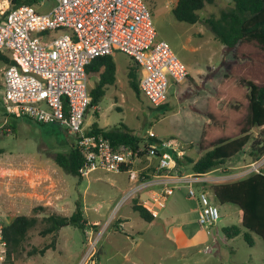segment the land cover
Listing matches in <instances>:
<instances>
[{"label": "built area", "instance_id": "1", "mask_svg": "<svg viewBox=\"0 0 264 264\" xmlns=\"http://www.w3.org/2000/svg\"><path fill=\"white\" fill-rule=\"evenodd\" d=\"M45 1L38 7L22 5L11 11L0 8V51L9 54L14 62L6 67L3 76L2 102L7 114L40 124H57L72 135L84 159L79 169L83 179L97 171L120 173L140 154L157 158L159 171L172 170L175 160L168 151H177L176 145L158 140L152 130L134 152L126 145L114 147L84 126L92 103L87 67L100 57L118 52L130 57L141 72V93L154 108L167 103L171 85L183 84L189 78L187 67L158 38L147 2L49 0L52 8L40 12L38 8ZM0 130L7 135L13 133L10 126H1ZM263 168L264 156L246 169L253 173ZM204 175H183L175 182L189 185V196L197 198L200 205L199 226L210 235L221 213L206 190L198 191L193 186L202 182ZM137 190L131 189L123 200ZM172 193V188L164 191L165 195ZM109 224L110 220L98 233L86 231L88 247L79 264H98V245ZM1 230L0 227V264H5L7 249Z\"/></svg>", "mask_w": 264, "mask_h": 264}, {"label": "rangeland", "instance_id": "2", "mask_svg": "<svg viewBox=\"0 0 264 264\" xmlns=\"http://www.w3.org/2000/svg\"><path fill=\"white\" fill-rule=\"evenodd\" d=\"M146 2L153 13L158 38L169 45L175 56L187 67L190 76L185 83L170 86L168 106L165 111L156 109L144 94L137 95L132 90L129 85L128 69L135 63L127 55L118 52L114 56L118 70L117 84L109 87L96 106L89 107L84 126L85 129H90L96 123L99 127L109 130L125 124L141 138H145L152 130L158 140L172 141L178 149L195 157L199 154L198 143L201 130L203 126L210 123L206 113L209 99L214 97L225 75L234 66V54L204 23L191 25L177 21L172 13L177 0H146ZM52 6L53 3L46 0L45 5L38 10L48 12ZM232 6H234L233 0H214L213 3L206 5L200 15L202 18L219 16L222 10ZM1 7L9 8L10 0H0ZM6 67V64L0 62V127L4 128L13 123L11 119L8 124H4L2 84ZM98 78L95 74L90 76L92 89L96 87ZM257 134V130H254L253 135ZM73 141L71 136L54 124L42 125L28 119L19 120L15 133L11 135L3 134L0 130L1 164L9 169L27 171L29 178L36 183L37 187L42 188L37 189L39 195L41 191H44V197H40L35 205H29L28 210H22L20 213L7 212L5 215L0 212L1 228L18 215L36 216L34 209L39 207L38 205H50L49 201L53 205L51 196L58 186L67 193L71 189L72 198L81 202L85 220L99 219V215L104 213V211L95 212L100 202L96 197L110 194L112 188L104 182L94 181L93 178L102 175L107 179L112 174L97 171L89 179L81 180L64 172L55 162V155L68 152ZM235 173L224 180L236 182L249 176L246 174L249 173L248 170L245 171V169ZM84 195L90 206L89 209L82 204ZM214 203L218 205L217 202ZM46 209L49 211L36 216L39 224L29 233L22 256L10 261L6 251L5 264H79L88 247L86 231L89 227L83 230L80 227L68 225L62 227L58 235L41 236L40 231L44 227L41 220L44 215L58 213L70 216L74 210V202L67 201L63 209L59 208L58 212L51 210L48 206ZM238 218L237 214L228 215L232 226L240 225ZM108 219L109 217L104 220ZM219 227H215L212 230L213 233L208 235L211 241L206 246L194 249L186 256L178 254L175 258H166L162 264H264V242L258 235L245 229L253 243L251 245L245 239L246 233L228 240ZM100 245L101 240L98 249ZM47 247L50 248L44 256L39 253L30 254L34 249L39 251ZM156 260L159 259L156 258Z\"/></svg>", "mask_w": 264, "mask_h": 264}, {"label": "trees", "instance_id": "3", "mask_svg": "<svg viewBox=\"0 0 264 264\" xmlns=\"http://www.w3.org/2000/svg\"><path fill=\"white\" fill-rule=\"evenodd\" d=\"M41 1L10 0V7L7 9L11 11L22 5L38 7ZM213 2L214 0H177L172 10L179 22L191 25L204 23L234 54V66L225 75L214 97L209 99L206 113L210 123L204 126L198 143L201 157L195 161L189 156H178L176 152L170 151L178 170L182 171L184 167L192 165L191 171L194 174L215 171L241 157H244V163L249 165L264 156V0H233L234 6L222 10L219 16L202 18L200 12L207 4ZM0 62L7 66L14 63L10 55L2 51ZM87 73L88 76L99 75L96 87L90 91L91 106H96L105 96L107 88L116 83L117 66L113 56L94 60L87 67ZM139 76L140 69L135 64L129 69L128 78L130 87L137 95L141 94ZM167 106L166 103L156 109L165 111ZM4 118L9 122L13 120L10 124L13 133L17 128V120L28 119L9 116L6 111ZM254 130L258 132L256 136L253 135ZM89 133L102 135L114 147L129 146L134 152L140 149L145 140L144 137L134 134L125 124L105 130L95 123ZM70 145L68 152L55 155V162L67 174L83 179L79 175V169L84 159L75 141ZM126 167L128 166L123 167V170ZM212 189L219 204L234 205L240 209L243 228L258 235L264 242V168L239 181L214 185ZM134 210L147 221L153 219L152 214L142 205L136 204ZM46 211L49 210L43 206L34 209L36 216ZM36 216L18 215L2 227L1 233L10 261L22 256L29 233L39 224ZM41 222L44 227L40 234L44 237L58 235L60 229L68 225L83 230L87 226L80 203L70 216L52 213L44 215ZM242 231L238 226L224 229L228 238H235L241 235ZM245 239L249 244H253L247 233ZM49 248L39 251L34 249L30 254L39 253L44 256Z\"/></svg>", "mask_w": 264, "mask_h": 264}, {"label": "crops", "instance_id": "4", "mask_svg": "<svg viewBox=\"0 0 264 264\" xmlns=\"http://www.w3.org/2000/svg\"><path fill=\"white\" fill-rule=\"evenodd\" d=\"M95 75L99 77L98 74ZM90 76L89 88L91 91ZM117 81L118 78L116 83L109 87H114ZM18 121L19 120L16 121L17 125ZM54 125L60 127L57 124ZM62 130L65 131L64 129ZM65 132L75 141L72 135L67 131ZM176 149L177 151L174 152H176L178 156H189L195 161L201 157L200 150L197 156L192 157L185 151H182V149H178L177 145ZM168 152H170V150ZM158 164L159 160L157 158L142 155L137 157L131 165L120 173H110L112 176L107 177V179L102 175L93 178L94 181L104 182L112 188L110 194L96 197L100 202L98 203V207L95 208V212L100 213L104 211V213L99 215V219H86V228L89 227L90 230L96 233H98L105 226L107 221L110 220V224L107 226L100 239L101 245L98 252V264H162V261L166 258H175L178 254L186 256L189 252L201 246H206L211 241V238L208 237V234L198 223L200 210L199 201L197 198L189 196L188 184L175 182L180 176L194 174L191 171L192 165L184 167L183 170L180 171L177 169V163L175 161L172 170L159 171ZM247 166L248 164L244 163V157H241L240 159L230 162L225 167L206 173L202 182L193 185L198 191L201 189L206 190L213 202L218 203L221 218L213 229L219 227L221 224L219 228L223 231L224 235V229L230 227V225L232 226L231 220H228V215L233 214H237L239 217L240 225H238V227L242 228V234L247 232L242 226L240 209H235L238 207L234 205L219 204L212 188L217 184L234 182H226L224 179L236 174L235 172L238 170L245 169V171H247ZM246 174L250 175V173ZM158 175L160 176L159 178H157ZM46 176L45 174V177ZM30 186L32 188H30ZM136 187L138 188L137 192L123 200L131 189ZM167 188L173 189L171 195L164 194ZM37 189L42 188L37 187L36 183L29 178V173L27 171L24 172L17 169L6 168L0 162V212L3 215L7 212L20 213L22 210H28L30 208L29 205H35L40 197H44V191H41L39 195V190ZM51 197L53 199V205L51 201H49L50 205L47 206L57 212L59 208L63 209L64 203L67 201L74 202L73 212L76 210L77 204H81L80 201L72 198L71 189L67 193V191L59 186ZM82 204L86 205V209L90 208L87 204L85 195L83 196ZM136 204L146 208L152 214L153 219L150 221L143 219L138 212L134 210ZM38 206L47 207L45 205ZM107 217H109V219L104 220ZM225 237L228 240L237 238H228L226 235ZM156 258L159 260H156Z\"/></svg>", "mask_w": 264, "mask_h": 264}]
</instances>
